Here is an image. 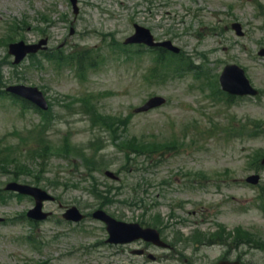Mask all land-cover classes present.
Instances as JSON below:
<instances>
[{"label":"rangeland","instance_id":"1","mask_svg":"<svg viewBox=\"0 0 264 264\" xmlns=\"http://www.w3.org/2000/svg\"><path fill=\"white\" fill-rule=\"evenodd\" d=\"M79 9L74 18L68 0H0V37L6 33V21H16L26 27L13 28V38L36 41L42 36L38 27L44 28L49 49L94 46L103 60L85 79H79L69 67L54 70L46 64L38 68L28 58L12 68V57L0 46L3 79L8 84L37 86L52 103L42 128L39 122L44 117L34 108L9 96L0 97V146L6 147L1 152L5 160L0 159V188L13 178L30 184L41 181L39 186L58 194L63 204L92 211L98 201L91 191L107 186L115 199L103 208L118 219L137 221L150 217V206H130L123 201L138 191L150 205V186L146 189L145 183L153 180V173L159 174L157 179L182 169H228L234 177L233 188L226 192L234 197L232 222H245L250 231L263 237L264 209L257 204H264V168L258 163L264 153V58L257 50L264 46V0H79ZM233 21L241 23L243 36L231 29ZM135 22L150 28L156 39H171L191 64L208 68L207 87L201 86L206 78L200 80L190 70L150 82L154 53L132 45L129 49L134 55L129 57L119 45L132 33ZM166 59L175 60L170 55ZM226 63L245 69L252 85L260 90L258 97L223 101L225 97L220 100L214 93L208 95ZM85 93L96 95L101 113L124 117L128 136L166 143L172 139V150L160 159L145 155L128 159L112 135L100 126H91L88 116L79 110L77 97ZM153 94L165 96L166 104L145 113L133 112ZM122 168L128 171H120L117 182L104 175L105 169L116 172ZM253 172L261 175V187L244 182ZM92 177L104 184H94ZM130 184L143 188L131 190ZM181 185L166 193L159 207L162 215L170 213L166 205L173 200L194 203L201 196L210 202L220 198L211 188L188 191ZM32 204L28 197L0 202V215L9 218L0 223V264H150L135 256L132 263L124 260L116 253L118 247L104 242L107 234L99 221L87 218L73 227L56 225L60 218L56 202L44 204L54 213L50 220L30 225L21 214ZM254 255L264 259V253Z\"/></svg>","mask_w":264,"mask_h":264},{"label":"flooded vegetation","instance_id":"2","mask_svg":"<svg viewBox=\"0 0 264 264\" xmlns=\"http://www.w3.org/2000/svg\"><path fill=\"white\" fill-rule=\"evenodd\" d=\"M156 196L160 197V193ZM198 212L208 214L202 209L189 213L196 215ZM216 220L217 217L209 220L203 216H195L192 223L197 225L207 221L214 224ZM150 226L157 230L161 242L152 240L149 244L136 240L122 243L120 246L126 248L129 253H132L133 248H142L144 252L150 251V264H170L172 259L176 264H255L251 260L250 248L247 246L249 244L242 238L236 240L228 226L225 228L215 226V231L206 234L203 239L201 237L196 239V236H201L202 233L195 229H189L184 233L173 232L169 223L161 217H154L150 221ZM195 232L196 235L193 236Z\"/></svg>","mask_w":264,"mask_h":264},{"label":"water","instance_id":"3","mask_svg":"<svg viewBox=\"0 0 264 264\" xmlns=\"http://www.w3.org/2000/svg\"><path fill=\"white\" fill-rule=\"evenodd\" d=\"M73 6L75 8V12L77 8L75 6L76 0H71ZM236 30L239 31V26H235ZM127 41H138V42H146L150 45H153L152 37L149 34V31L145 28L136 26V33L127 39ZM45 40H42L38 44L33 45H25L23 42H16L9 45V52L15 55V62H19L27 52H35L38 47L44 43ZM162 45L171 48L175 51L178 49L171 46L170 42H163ZM262 53V51H261ZM222 85L225 89L229 90L232 93H247L251 92L254 93V90L250 88L248 85L247 80L243 75V71L238 68L237 66H229L223 72L221 77ZM8 91H11L15 94L24 96L25 98L35 102L38 106L46 108V102L44 100L43 94L36 88V87H27L24 85H14L9 86L7 88ZM164 102V99L161 97H152L145 103L143 106L136 109V111H143L147 110L153 106L160 105ZM264 162V159H263ZM107 175L112 176L113 174L109 171L106 172ZM248 180L252 182H256L257 176H252ZM7 189H14L19 190L23 193H29L34 196L36 200V205L33 209L28 211V216L35 218V219H43L45 218L48 213H43L41 211L42 201L44 199L51 198L49 195L46 194L45 191L41 190L40 188L31 187L27 185H19L14 182L9 183L6 186ZM67 218L73 220H79L82 215L79 214L78 210L75 207H72L66 211L64 214ZM93 216L99 219L104 220L107 223V229L110 233L109 241L117 242L127 237H143L145 239H150V229H142L138 224H125L118 222L112 219L110 216L105 214L102 210H97L93 213Z\"/></svg>","mask_w":264,"mask_h":264},{"label":"trees","instance_id":"4","mask_svg":"<svg viewBox=\"0 0 264 264\" xmlns=\"http://www.w3.org/2000/svg\"><path fill=\"white\" fill-rule=\"evenodd\" d=\"M147 148H149V146H148ZM153 152H154V150H151V149H150V153H153Z\"/></svg>","mask_w":264,"mask_h":264}]
</instances>
